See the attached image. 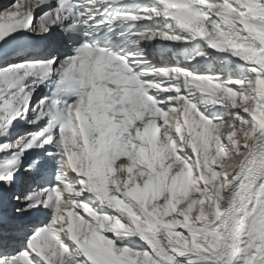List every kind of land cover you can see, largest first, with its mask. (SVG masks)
Instances as JSON below:
<instances>
[{"label":"snow or ice","instance_id":"1","mask_svg":"<svg viewBox=\"0 0 264 264\" xmlns=\"http://www.w3.org/2000/svg\"><path fill=\"white\" fill-rule=\"evenodd\" d=\"M0 7V264H264V0Z\"/></svg>","mask_w":264,"mask_h":264},{"label":"bare ground","instance_id":"2","mask_svg":"<svg viewBox=\"0 0 264 264\" xmlns=\"http://www.w3.org/2000/svg\"><path fill=\"white\" fill-rule=\"evenodd\" d=\"M4 2V1H3Z\"/></svg>","mask_w":264,"mask_h":264}]
</instances>
